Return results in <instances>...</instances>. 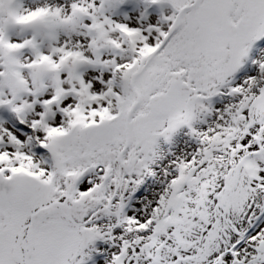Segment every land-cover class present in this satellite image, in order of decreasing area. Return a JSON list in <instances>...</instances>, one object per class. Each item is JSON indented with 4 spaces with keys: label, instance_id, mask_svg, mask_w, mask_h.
I'll list each match as a JSON object with an SVG mask.
<instances>
[{
    "label": "snow or ice",
    "instance_id": "6c2138e0",
    "mask_svg": "<svg viewBox=\"0 0 264 264\" xmlns=\"http://www.w3.org/2000/svg\"><path fill=\"white\" fill-rule=\"evenodd\" d=\"M0 264H264V0H0Z\"/></svg>",
    "mask_w": 264,
    "mask_h": 264
}]
</instances>
